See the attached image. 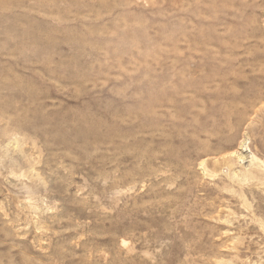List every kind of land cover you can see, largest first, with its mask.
Returning a JSON list of instances; mask_svg holds the SVG:
<instances>
[{"label": "rangeland", "instance_id": "rangeland-1", "mask_svg": "<svg viewBox=\"0 0 264 264\" xmlns=\"http://www.w3.org/2000/svg\"><path fill=\"white\" fill-rule=\"evenodd\" d=\"M0 264H264V0H0Z\"/></svg>", "mask_w": 264, "mask_h": 264}, {"label": "bare ground", "instance_id": "bare-ground-1", "mask_svg": "<svg viewBox=\"0 0 264 264\" xmlns=\"http://www.w3.org/2000/svg\"><path fill=\"white\" fill-rule=\"evenodd\" d=\"M245 144V143H244Z\"/></svg>", "mask_w": 264, "mask_h": 264}]
</instances>
